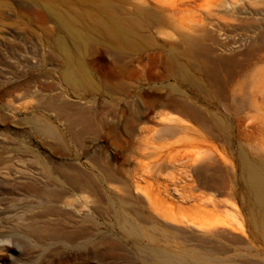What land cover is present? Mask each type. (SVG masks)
<instances>
[{"label": "rangeland", "instance_id": "rangeland-1", "mask_svg": "<svg viewBox=\"0 0 264 264\" xmlns=\"http://www.w3.org/2000/svg\"><path fill=\"white\" fill-rule=\"evenodd\" d=\"M246 160L264 162V0H0V227L26 235L0 264H264ZM50 203L67 237L36 242L20 223Z\"/></svg>", "mask_w": 264, "mask_h": 264}, {"label": "bare ground", "instance_id": "bare-ground-1", "mask_svg": "<svg viewBox=\"0 0 264 264\" xmlns=\"http://www.w3.org/2000/svg\"><path fill=\"white\" fill-rule=\"evenodd\" d=\"M60 20L62 21L63 24H65V22L62 19H60ZM81 66L83 67V64H81ZM69 75L72 77L73 76L72 72H70ZM44 129L49 135H51L53 137L56 136V131L51 126H44ZM245 169H246V172L248 175L250 190H251L253 196L255 197V200L258 204V207H259V209L262 213L263 219H264V162L263 161L253 162L250 160H246L245 161ZM66 170L67 171H65L66 173L64 174V180H63V182L65 184V189L63 187V189H61V191L63 193L67 194V193H69V189L70 190L71 189L78 190L80 193V197H81L80 200H82L81 203L84 204V206H86L85 204H87V201H88V196H87L88 176H87L86 172L80 171L77 174H74L73 168L71 166H68ZM43 171L46 174V178L48 179V182L50 184H52V186L56 185V184L59 185V183L57 182V179L55 178L56 176L53 175L50 168L45 166L43 168ZM43 171H41V172H43ZM61 186H59V187L57 186V187L60 188ZM51 194L56 195V191L53 190V193H51ZM75 200L76 199H74V201ZM73 204H75V203H73ZM76 204H78L77 200H76ZM70 206H72V203H71V201L68 200L67 205L65 207L69 209ZM55 207L53 204L50 203L48 205L41 206L39 208L37 207V209L30 210V212L32 214V218L31 217L28 218L29 222L28 223L27 222L26 223L21 222L20 226H19V224L17 226H19L21 228L22 232H24L25 234L29 233L33 238L35 237L37 239L36 242L38 240L43 241L46 239H48V240L51 239L52 241H60L62 239L64 240L65 237H67V228L65 229V227H63L64 224L61 225L57 221H56L57 223L56 222L54 223L53 221H51L53 223L45 221L46 219L44 216L47 213L51 212ZM76 207H77V205H76ZM80 207H81V205H80ZM30 212H28V213L30 214ZM7 213H9V210ZM9 214H6V213L1 211L0 212V221L5 216L8 217ZM52 214H53V212H52ZM43 217H44V220L42 219ZM22 220H25V218ZM86 221H88V219H86ZM86 223L87 222H85V224L84 223L83 224L85 225V227L87 229ZM138 223L129 222L128 230L131 232H140V233L148 235L149 231L147 230V228L138 224ZM82 227H83V225H82ZM85 227H83V228H85ZM1 229L2 228L0 227V237H3V238L7 237V238L3 240L2 244H0V248H2L3 250H14V249L16 250L18 245H21V246L25 245V243L22 240L23 239L26 240V238H23V237H26V235L23 234L24 235L23 236V235H18V234L17 235L11 234L12 231H8L6 233L5 231L2 232L3 229L2 230ZM86 229H84V233H85ZM10 236H11V238H10ZM263 238H264V229H263ZM21 241L24 244L21 243ZM84 245H85L84 247H86V242L84 243ZM153 253L161 259L162 264H228V263H230L229 261H231V260H229L227 263V260L223 256L220 257L221 255H219V256L207 255L204 251L196 250V249L190 250L188 252L187 256H185L186 254L185 255H183V254L182 255H175V254L170 253V252H161L159 250H154ZM227 258H229V257H227ZM231 262L235 263V261H231ZM79 264H88L87 258H82V260L80 261ZM235 264H238V263H235Z\"/></svg>", "mask_w": 264, "mask_h": 264}]
</instances>
